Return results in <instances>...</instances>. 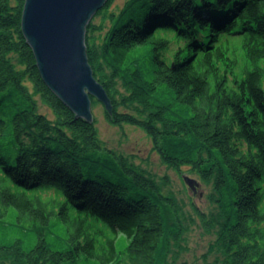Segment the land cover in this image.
Masks as SVG:
<instances>
[{"label":"trees","instance_id":"16d2710c","mask_svg":"<svg viewBox=\"0 0 264 264\" xmlns=\"http://www.w3.org/2000/svg\"><path fill=\"white\" fill-rule=\"evenodd\" d=\"M25 3L0 0V264H172L185 231L176 198L46 85ZM110 23L86 37L108 121L213 184L218 212L198 213L220 264H264V0H129Z\"/></svg>","mask_w":264,"mask_h":264},{"label":"water","instance_id":"95a60500","mask_svg":"<svg viewBox=\"0 0 264 264\" xmlns=\"http://www.w3.org/2000/svg\"><path fill=\"white\" fill-rule=\"evenodd\" d=\"M109 0H26L23 33L50 90L78 118L95 122L92 97L108 114L114 107L87 52V30ZM194 188V182H189Z\"/></svg>","mask_w":264,"mask_h":264},{"label":"rangeland","instance_id":"374dc122","mask_svg":"<svg viewBox=\"0 0 264 264\" xmlns=\"http://www.w3.org/2000/svg\"><path fill=\"white\" fill-rule=\"evenodd\" d=\"M129 0H114L109 6L107 17H94L91 22L96 26H103L104 32L111 26L110 15L119 14ZM101 33H96V37ZM240 47V43L235 44ZM122 89V86L120 84ZM123 92L124 89H123ZM39 106L41 113L49 119H54V113L41 100ZM98 101V100H97ZM99 102V101H98ZM95 120L100 138L105 147L121 155L128 157L140 169L157 180L163 193L174 196L180 206L181 217L185 228L181 247L174 248L170 255L172 264H220V253L213 251L217 235L215 231L209 232L201 220L198 210L209 216L218 212V206L211 198L214 193L212 183H206L200 177L183 167L181 171L169 168L154 150L151 138L140 128L131 125H113L107 119V111L102 103L93 106ZM13 130L10 129L8 136L1 140L4 147V155L14 160L16 153ZM194 182L193 187L189 182ZM124 236V235H122ZM124 245L119 244V251Z\"/></svg>","mask_w":264,"mask_h":264}]
</instances>
